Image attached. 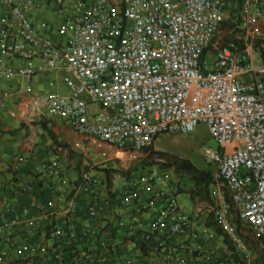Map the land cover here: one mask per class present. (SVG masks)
I'll use <instances>...</instances> for the list:
<instances>
[{
    "label": "built area",
    "instance_id": "1",
    "mask_svg": "<svg viewBox=\"0 0 264 264\" xmlns=\"http://www.w3.org/2000/svg\"><path fill=\"white\" fill-rule=\"evenodd\" d=\"M0 4V14L7 7L0 19V75L30 79L38 72L60 71L67 91L49 82L45 110L72 130L122 149L147 152L158 135L190 132L203 123L216 142L211 156L217 175L210 184L208 212L214 226L184 215L171 172L148 170L133 179L122 198L133 203L127 236L140 235L167 264H252L237 227L264 247V75L254 70L252 58L256 44L264 41V0ZM45 4H52L60 17L59 42L41 34L32 21L31 13ZM234 13L241 42L220 43L221 23ZM17 61L22 64L14 67ZM89 105L97 111L89 112ZM44 171L59 178L62 164L54 158ZM98 184L89 172L80 174L79 188L93 195L91 215L100 212ZM56 203L64 205L67 216L77 207L75 197L60 195ZM41 210L48 219L43 228L47 240L57 239L59 218ZM149 212L150 221L145 222L141 217ZM4 228L0 226V264L13 244L11 229ZM217 231L235 244L234 251L216 250ZM75 234L71 229L70 236ZM47 248L22 247L20 252L26 250L25 259L36 260ZM50 255L63 263L61 245L55 244ZM91 258L88 252L73 254L74 262ZM105 264H132V259Z\"/></svg>",
    "mask_w": 264,
    "mask_h": 264
},
{
    "label": "crops",
    "instance_id": "2",
    "mask_svg": "<svg viewBox=\"0 0 264 264\" xmlns=\"http://www.w3.org/2000/svg\"><path fill=\"white\" fill-rule=\"evenodd\" d=\"M6 13L7 7L3 6L0 19ZM31 18L41 34L53 42L60 41L57 26L61 20L52 4L32 12ZM252 58L254 70L264 72L258 48ZM0 60L3 61L1 55ZM21 64L17 61L14 67ZM49 82L60 91H67L61 83L60 71L38 72L30 79L0 75V226L11 229L13 240L3 264H59L50 255L55 244L64 250L62 264H105L124 259H132V264H167L161 255L142 242L140 235L128 237L126 233L133 203L124 202L123 195L133 179L148 170L171 172L180 182L178 185L173 179L177 186L176 199L184 215L196 216L207 226H214L208 214L209 192L208 196L192 198L194 183L189 176L163 167V159L151 154V150L161 151L154 145L158 136L147 152L122 149L85 137L46 113ZM97 109L95 105L88 106L89 112ZM54 158L62 164L59 178L44 171L45 165ZM83 171L99 181L96 196L100 212L97 215L88 212L92 193L79 188ZM60 195L65 199L76 198L77 207L72 215L67 216L64 205L56 203ZM41 209L59 218L55 240L46 238L43 228L47 227L48 219ZM141 218L149 222L151 212ZM13 219H16L15 224ZM233 221L239 226L235 219ZM32 222H36V226ZM71 229L76 232L75 237L70 236ZM87 233L92 235L86 237ZM241 242L249 248L252 264H264V258H259L258 254L264 247L257 239L242 236ZM41 246H47V252L37 255L36 260L25 259L28 251L20 252L22 247L38 249ZM215 246L218 252L236 249L220 231H217ZM84 252L92 254L91 260L73 261V254Z\"/></svg>",
    "mask_w": 264,
    "mask_h": 264
},
{
    "label": "rangeland",
    "instance_id": "3",
    "mask_svg": "<svg viewBox=\"0 0 264 264\" xmlns=\"http://www.w3.org/2000/svg\"><path fill=\"white\" fill-rule=\"evenodd\" d=\"M232 16H226L221 23L220 31L217 35V40L220 43H233L237 45L241 42V30L234 22L236 18ZM154 145L161 151L189 159L198 168L200 166L205 167L214 173L215 176L217 175L216 164L211 156V149H215L217 144L211 138L207 126L203 123L196 125L190 132L160 134L155 140ZM238 231L243 237L254 238L245 229L238 227ZM258 254L259 258H264V249H261Z\"/></svg>",
    "mask_w": 264,
    "mask_h": 264
},
{
    "label": "trees",
    "instance_id": "4",
    "mask_svg": "<svg viewBox=\"0 0 264 264\" xmlns=\"http://www.w3.org/2000/svg\"><path fill=\"white\" fill-rule=\"evenodd\" d=\"M235 11L236 9H234V12ZM232 17L236 18L235 13ZM256 46L259 49L262 60L264 61V41H259ZM151 154L159 159H163L161 164L163 167L173 168L176 172L185 173L189 176L194 183V188L191 191L192 198L195 196H208L209 186L214 180L211 171L200 169L189 159L179 157L168 152L151 150Z\"/></svg>",
    "mask_w": 264,
    "mask_h": 264
}]
</instances>
